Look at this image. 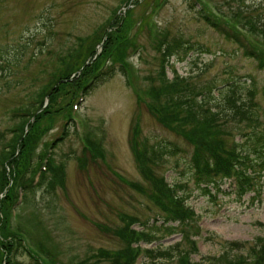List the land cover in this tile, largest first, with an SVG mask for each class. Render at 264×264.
<instances>
[{"label": "rangeland", "instance_id": "1", "mask_svg": "<svg viewBox=\"0 0 264 264\" xmlns=\"http://www.w3.org/2000/svg\"><path fill=\"white\" fill-rule=\"evenodd\" d=\"M201 8L213 14L220 12L226 21L232 18L244 26H250L252 18L260 22L264 19V0H0L3 143L11 137L10 129L18 121L14 109L28 105L35 93L57 76L76 70L82 58L91 56L92 50L95 56L103 53L104 39L115 29L116 16L118 20L125 19L129 27L125 35L135 44L125 56L129 80L120 64H116L109 78L97 80L70 107L67 103L73 88L66 84L57 100L50 103L53 118L49 116L41 125L45 131L37 135L38 147L26 173L27 177H35L41 166L43 180L26 189L22 202L15 204L9 222L11 232L27 236L31 252L39 251V264H109L107 253L125 247L119 231L126 225L128 216L139 220L131 224L138 231L151 230L155 221L158 225L162 223L159 217L163 212L150 197L152 177L161 175L182 195L186 190L187 202L198 217L200 233L192 237L197 250L190 252L191 263L213 264V257L224 250L233 257L246 255L258 237L264 236V186L259 194L249 191L240 197L235 194L234 183L223 178L220 190L211 186V193L205 194L187 169L194 145L184 132L192 125L175 121L168 125L164 119L171 110L163 105L162 116L154 110L165 99L163 96L157 99L155 89L176 73L184 77L193 75L192 82L196 84L214 80L221 85L230 77L240 79L246 88L255 86L256 101L264 107V67L245 55V48L227 39L204 19ZM246 35L248 41L264 50L261 34L249 31ZM175 40L184 42L183 46L164 69L161 48L166 45L161 44ZM187 45L194 47L188 59L182 60L180 55ZM76 46H82L81 53L68 58ZM62 57L69 59L68 64L65 65ZM112 64L108 58L104 69ZM247 94L245 90L246 97ZM49 99L46 97L47 104ZM225 127L226 141L231 144L240 136L244 140L241 133L248 132L237 129L236 121L228 122ZM134 139L138 146L141 143L140 147L162 139L171 140L183 152L161 159L160 164L152 166L151 175H146L136 160ZM46 150L51 156L47 153L40 158ZM45 158L64 165L58 181L50 170L42 169ZM9 167L6 166L8 175ZM12 185L15 192L17 185L10 180L9 188ZM7 191L0 194L2 247L6 240V231L1 229L3 216L11 204L10 197L2 204ZM19 194L24 192L19 190ZM233 242L244 243L245 247L236 248ZM139 244L144 248L142 254L149 248L157 254L172 245L178 251L192 249L179 233L156 234L154 240ZM24 251L17 250L14 264H35V259ZM178 256L179 252L167 262L161 258L154 260L146 252L136 264H178ZM7 261L5 251L0 264H8Z\"/></svg>", "mask_w": 264, "mask_h": 264}, {"label": "trees", "instance_id": "2", "mask_svg": "<svg viewBox=\"0 0 264 264\" xmlns=\"http://www.w3.org/2000/svg\"><path fill=\"white\" fill-rule=\"evenodd\" d=\"M200 11L203 18L216 27L227 39L245 48V55L256 59L260 66L264 67V50L246 39L248 37L246 34L249 31L254 34L259 33L264 37V19L260 22L252 18L250 26L247 24L244 26L236 24L232 18L226 21V16L220 12L213 14L203 8ZM114 24L115 29H112L111 33L106 36L102 54L95 56L96 54L92 50L91 56L88 58L86 55L85 58H82V62L76 70L57 76L36 92L28 105L14 109V114H18V121L11 127L10 132H12V135L5 143L2 142L4 133L0 131V194L2 191L6 193L8 189L6 197L2 200L3 206L7 200L11 199L8 211L3 216L1 227L2 230L6 231L4 237L6 240L2 243L5 244L4 248L0 246V262L4 258L5 251L8 264H11V257L16 255L18 249L24 251L22 233L9 230L11 210L18 202L19 190L24 191L25 197L26 189L31 188L34 183L35 177H27L26 173L31 168V158L38 147L37 135H42L45 131L41 125L49 116V118H53V115H50V103L57 100V96L62 92V86L66 84L73 88V93H70L71 100L67 103L70 107L80 96V93L86 92L97 80L102 77L104 80L109 78L114 73L116 64H120L121 71L127 75L129 80V68L125 56L130 46L135 47L134 40L130 41L125 35L129 27L124 18L118 20L117 17ZM164 43L166 46L161 48L163 55L161 67L165 69L170 58L183 46L184 42L181 40H175L171 43L163 42L161 46ZM193 47V45L185 46L182 53L185 55ZM81 51L82 46H76L71 51L73 53L68 54V58L73 55L79 56ZM183 54L180 55L182 56L181 59L184 58ZM108 58L112 60L113 64L105 70ZM66 59L67 57L61 58L65 65L69 61V59ZM116 61L118 63L114 64ZM164 69H162L163 74L166 75ZM191 76L193 75L184 77V75L176 73L173 78L163 80L165 85L154 88V96L157 99L161 96L165 97L162 100L163 103L154 108L156 113H160L162 116L161 112L164 110V106L171 110L164 119L165 123L169 125L170 122L175 121L184 125H192L187 132H184L187 140L194 145V152L188 160L187 166L191 178L205 194L211 193V186H216L220 190V182L225 177L236 179L237 194L240 197H243L249 191H254L256 194L261 193L264 186V120H262L264 118V107L256 101L257 89L254 85V87L249 85L247 86L249 88H246L244 83L240 82V79L235 80L232 77L219 85L213 82L214 80L206 84H196L192 82ZM245 90L248 92L247 97L245 96ZM216 91L217 95L215 94ZM46 97L50 98L49 104H46ZM70 109L68 110L71 111ZM33 117L35 118L34 122H32ZM235 121L237 122V129H247L248 132L241 133L245 136L244 140L240 136L239 141L235 139L231 144L225 138L228 135L225 125L228 122L233 123ZM63 134L66 136L67 131L64 130ZM51 145L54 146V143ZM140 146L141 143L138 146L134 139L133 149L136 160L146 175H151L152 166L160 164L161 159L177 156L183 152L178 143L166 139L158 140L151 145ZM47 153L46 150L44 154L40 155V158H44ZM50 160L48 170L55 176L54 180L58 181V176L64 173V165L55 164ZM6 166H11L9 167L10 175L6 172ZM40 167L35 169L39 170ZM43 174L41 181L43 180ZM10 180H13V183L17 185L15 192L13 185L9 188ZM152 183L153 190L150 197L163 212L160 213L161 217H159L162 219V223L158 225V221H155L156 224L152 227V231L149 229V231H138L133 229L131 224L133 225L139 220L128 216L126 225L119 231L124 239L125 247L107 253L109 264H134L139 248L134 246L133 243H138L142 239L145 241L154 240L156 234L166 236L175 233L181 234L182 240L187 239L191 244L192 249L190 251L189 249L188 251L183 249V251H178V247L172 245L159 250L157 254H155L157 251H154V249H147L148 256H151L154 260L155 258H161L168 262V260L175 258L176 253L179 252L178 264H196L190 262V252L197 250L192 237L198 234L199 227L196 224L197 215L194 209L187 205L189 196L186 190L184 189L185 192L182 195L177 188L167 183L162 175L158 178L152 177ZM179 185L186 188L184 184ZM139 189L141 190V188ZM233 244L236 248L245 247L244 243L233 242ZM175 247L176 251H174ZM29 256L35 259L33 253L29 252ZM33 261H36L35 264L40 263L37 259ZM211 262L213 264L223 262L225 264L247 262L250 264H264V236L258 237L256 242L248 248L246 255L233 257L229 256V252L224 250L219 256L213 257Z\"/></svg>", "mask_w": 264, "mask_h": 264}]
</instances>
